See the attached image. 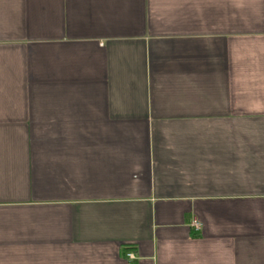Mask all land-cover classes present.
<instances>
[{"label":"crops","instance_id":"0c3cea01","mask_svg":"<svg viewBox=\"0 0 264 264\" xmlns=\"http://www.w3.org/2000/svg\"><path fill=\"white\" fill-rule=\"evenodd\" d=\"M0 264H264V0H0Z\"/></svg>","mask_w":264,"mask_h":264},{"label":"built area","instance_id":"2783aa9c","mask_svg":"<svg viewBox=\"0 0 264 264\" xmlns=\"http://www.w3.org/2000/svg\"><path fill=\"white\" fill-rule=\"evenodd\" d=\"M200 225L197 222H194L192 224V228H195L196 230L199 229ZM128 260H134V256L132 254H128L127 256Z\"/></svg>","mask_w":264,"mask_h":264}]
</instances>
